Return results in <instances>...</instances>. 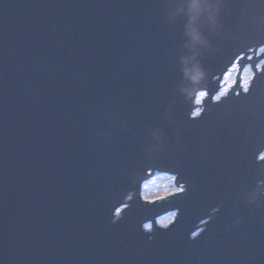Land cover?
Wrapping results in <instances>:
<instances>
[{
	"label": "water",
	"instance_id": "95a60500",
	"mask_svg": "<svg viewBox=\"0 0 264 264\" xmlns=\"http://www.w3.org/2000/svg\"><path fill=\"white\" fill-rule=\"evenodd\" d=\"M219 2L223 28L202 27L211 48L198 57L212 112L192 122L187 111L201 101L182 63L192 55L191 0H0V264H264V201L248 208L239 196L255 166L248 137L264 138V75L249 95L220 105L210 98L235 66L233 91L246 67L255 70L264 5ZM156 126L169 144L187 146L166 147L158 163L175 165L180 182L197 188L151 210L137 198L112 225ZM157 175L171 176L148 172L143 183ZM217 204L219 218L190 242ZM177 207L178 224L153 242L137 230Z\"/></svg>",
	"mask_w": 264,
	"mask_h": 264
},
{
	"label": "clouds",
	"instance_id": "9594fccd",
	"mask_svg": "<svg viewBox=\"0 0 264 264\" xmlns=\"http://www.w3.org/2000/svg\"><path fill=\"white\" fill-rule=\"evenodd\" d=\"M260 4L264 5V0H260ZM254 6L252 0H249L246 7L251 9ZM220 7L219 0L216 3H212V0H191V3L187 5L190 22L187 26L186 35L191 41L189 46L192 49V55L182 60L184 66L183 72L185 79L192 85V89L199 92L201 100L194 110L187 111V119L192 122H198L212 112V109L204 103V101L209 99V92L206 87H201L202 85H206L209 74L199 62L198 57L202 54L201 50L211 48V43L203 34L202 27H207L213 32H219L223 28L218 16ZM177 11L183 12L184 9L181 7ZM245 18L244 16L241 17V19ZM256 47L258 52L256 58L259 60V63L256 64L255 70L249 67L245 71L243 84L239 91L232 90L235 87L233 82L232 88H224L215 95H212L210 98L213 105H220L233 96L239 99L241 95L246 96L250 94L257 78L260 75H264V45H257ZM181 91L186 94L192 93L191 89H182ZM166 117L169 121L173 119L174 112L172 108L167 111ZM176 135L178 138L183 136L182 127L176 128ZM103 138L110 139V136H104ZM205 143H207V138L201 136L202 146ZM248 146L252 150L251 154L254 158L255 166L248 169V175L252 177V180L242 185L239 196L244 206L255 208L264 201V138L259 136L248 137ZM166 147L172 153L187 151V146L183 143L169 144L168 137L163 128L159 126L152 128L149 132V146L144 153V164L128 173L132 189L121 197L120 206L112 213L110 220L112 225L120 223L125 218L126 213L131 210L137 198H139L141 204L146 209L151 210L153 206H159L158 201L161 199L171 198L172 201H182L186 199L187 193L196 190L197 185L195 183L180 182V172L176 169L175 165L164 167L158 163L160 155ZM153 171L170 173L172 180L167 185L160 186L151 195H145L146 186L143 183L145 173ZM223 208V204H217L212 208L208 217L199 221L195 230L190 232L188 236L189 241L195 243L204 236L209 231L210 225L219 218ZM120 209H123L122 214H118V210ZM180 217L181 209L179 207L170 209L164 214L145 219L137 225V230L147 236L148 241L151 243L156 239L158 232L171 231L178 224ZM242 224L243 219L236 218L233 219L231 227L239 229ZM218 240L219 238H216L211 242L218 243Z\"/></svg>",
	"mask_w": 264,
	"mask_h": 264
},
{
	"label": "rangeland",
	"instance_id": "374dc122",
	"mask_svg": "<svg viewBox=\"0 0 264 264\" xmlns=\"http://www.w3.org/2000/svg\"><path fill=\"white\" fill-rule=\"evenodd\" d=\"M239 66H235L223 79L221 84L222 90L224 88H230L232 87V84L236 82L237 76L239 74ZM249 67H246V69L242 72V77L244 79V73ZM172 180L171 176H165V175H157L155 176L150 182H148L146 186L145 195H151L154 193L160 186L167 185Z\"/></svg>",
	"mask_w": 264,
	"mask_h": 264
},
{
	"label": "bare ground",
	"instance_id": "6f19581e",
	"mask_svg": "<svg viewBox=\"0 0 264 264\" xmlns=\"http://www.w3.org/2000/svg\"><path fill=\"white\" fill-rule=\"evenodd\" d=\"M199 101H201V100H200V97H199Z\"/></svg>",
	"mask_w": 264,
	"mask_h": 264
}]
</instances>
